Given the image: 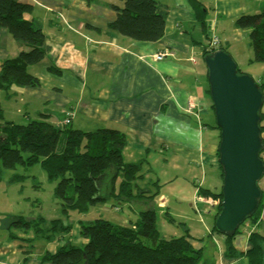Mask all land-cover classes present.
Listing matches in <instances>:
<instances>
[{
  "label": "crops",
  "instance_id": "1",
  "mask_svg": "<svg viewBox=\"0 0 264 264\" xmlns=\"http://www.w3.org/2000/svg\"><path fill=\"white\" fill-rule=\"evenodd\" d=\"M20 1L34 4L29 18L42 29L49 51L41 62L29 65L41 85H13L9 97L0 90V99L18 122L45 118L61 127L68 117V124L74 128H117L126 137L125 162L142 160L143 177L144 168L151 166L152 155L158 157L164 170L165 164H170L167 179L157 175L156 180L168 188L176 182L181 168L188 170L194 178L193 202L209 205V199L198 193V186L218 190L219 132L215 133L211 124L203 120L209 112L210 99L205 91L208 80L202 49L214 34L219 38L218 45L227 46L237 66L259 82L257 77L264 75V65L252 61L250 40L245 31L234 26V21L240 15L259 12L264 0H195L196 5L191 0H158L167 6L168 15L165 32L156 41L134 40L109 28L108 23L116 17L114 5L122 6L123 0ZM26 47L0 28V64ZM158 52H165L160 60L155 58ZM49 66L61 72L52 71ZM189 98L194 102L190 110ZM5 113L1 108L2 118ZM261 134L264 138V131ZM138 186L146 188L142 183ZM158 191L151 204L165 207L164 213H169L168 197ZM122 201L130 209L135 202L139 204L133 221L150 206L143 197ZM17 216L31 219L39 215L33 210L28 216H8L7 221L0 222V264H51L44 260L45 253L54 252L65 243L80 247L86 242L79 234L80 219L72 221L71 216L63 222L73 225L74 234L69 231L57 239L28 241L26 238L33 236L31 230L19 229L16 233L9 227L10 219ZM202 225L206 235L198 238L188 228L193 246L203 248L201 264H248L246 257L225 256L224 236L211 233L205 222ZM261 225L262 220L260 225L244 224L232 241L234 248H250L249 234L253 230L264 234ZM11 231L19 238H11ZM77 254L74 248L73 258Z\"/></svg>",
  "mask_w": 264,
  "mask_h": 264
},
{
  "label": "trees",
  "instance_id": "2",
  "mask_svg": "<svg viewBox=\"0 0 264 264\" xmlns=\"http://www.w3.org/2000/svg\"><path fill=\"white\" fill-rule=\"evenodd\" d=\"M191 2L198 4L195 0ZM33 8L34 4L27 1L0 0V28H5L14 40L27 46L14 56L5 58L0 64V90L7 97L11 96L10 88L13 85H41L40 78L32 74L28 66L41 62L49 51V45L45 42L42 29L35 26L28 17ZM114 9L116 17L108 26L117 33L142 41H156L163 36L168 8L158 0H123L122 6L114 5ZM234 26L245 31L249 38L253 49L252 61L264 65V6L257 13L238 16ZM217 48L227 51L226 45H204L202 58ZM237 68L239 72H243L238 66ZM49 69L61 72L55 66H49ZM258 84L264 95V83L259 81ZM205 91L213 109L208 84ZM211 126L218 129L220 140V128L216 124ZM260 128L262 133V108ZM125 146V133L117 128L106 126L83 130L70 124L57 127L45 118L26 122L0 121V179L5 169H15L19 165L30 166L38 162L47 177L57 181L53 193L59 200L60 209L59 216L48 221L43 216L31 219L14 217L10 219L9 227L31 230L33 236L26 238L28 241L35 238L57 239L71 231L73 225L64 224L63 220L69 219L73 211L87 212L89 205L105 202L111 195L121 201H134L143 197L147 203L150 202V206L140 211L139 217L129 225L116 224L103 217L80 219L79 234L86 242L80 247L65 243L54 252L45 253L44 260L51 264H175L176 261L180 264H201L203 248L192 245V237L184 222H179L185 228L182 235L159 237L155 211L151 207V202L159 191L151 193L148 188L138 186L135 180L143 177V161L125 162ZM263 151L264 149L260 152L262 159ZM218 157L217 150L216 164L222 183L223 174ZM21 176L14 174L11 180ZM106 176L109 179H105ZM117 177L120 180L115 188L114 180ZM221 187L222 184L219 190H213L198 186L199 194L215 198L217 202L210 232L224 236L225 256H243L248 264H262L264 234L259 230L250 232L251 247L245 251L236 250L232 243L234 237L240 233L239 227L232 235L221 234L216 230L214 219L221 208ZM261 191L257 209L245 219L255 225L261 224L264 208V191ZM165 214L168 220L173 221L171 214ZM10 237L18 236L11 231ZM145 238L151 239L152 244H146ZM74 248L78 252L75 258Z\"/></svg>",
  "mask_w": 264,
  "mask_h": 264
},
{
  "label": "rangeland",
  "instance_id": "3",
  "mask_svg": "<svg viewBox=\"0 0 264 264\" xmlns=\"http://www.w3.org/2000/svg\"><path fill=\"white\" fill-rule=\"evenodd\" d=\"M200 62L202 63L201 58ZM29 69L30 66H28V70ZM257 79L264 83L263 74L258 76ZM1 108H4L6 113L4 114L5 118L0 116V121H4L5 119H14V121L18 122L15 116L9 111L10 107L5 103V101L0 99V109ZM262 112H264V103L262 106ZM203 120L206 123L215 125L216 119L214 115V109L210 107L209 112L205 113ZM212 129L215 130V133L218 132L217 128L213 127ZM212 129H209V131ZM217 141L219 144V138ZM262 157L264 160V151L262 153ZM152 158L151 166L147 169L144 168L143 170L145 176L143 178H137L135 182L139 185H141V183L145 185L151 193H154L160 189V192H165L168 197L167 205L170 206L169 213L173 217V221L167 219V215L164 213L165 207L161 208L156 203H153V206H151L155 211L156 226L159 237L168 238L171 236L174 237L182 235L185 231V228L183 227V224L179 222H184L194 237L198 238L205 236L206 234H203L204 227L202 223L205 222L207 226H210L211 228L213 216L216 212V209L213 208V205H216L217 208V202L213 201L215 198H212L211 200L210 197H206L209 199V205L211 206L206 203L193 202L191 193H193L194 186L191 184V181L194 178L189 176L191 175V172L182 168L178 171L179 177L177 178L176 182L170 184L169 188L166 184H157L155 182L158 178L157 175L162 177L161 179H167L166 177L169 175L171 165L166 163L164 170L162 162L157 160L158 157H154L152 155ZM151 168L153 171H151ZM206 171L207 175L209 176V170L207 168ZM14 174L22 176L11 180V177H13ZM119 180V177L114 180L115 188H117ZM56 182L57 181L55 179H49L47 177V173L38 162H35L30 166L19 165L15 169H5L0 179V222L7 221L9 217L16 215L28 216L30 215V211L33 212V210L39 216H43L45 219H47V221L59 216V200L53 193V188ZM196 183L198 182L196 181ZM220 185L221 181L218 179V190L220 189ZM258 185L264 190V175L259 179ZM171 188H173L172 191ZM148 204H150V202H148ZM138 208L139 204L137 202L134 203V208L130 209L124 201L120 202V200H117L114 195H111L110 197L108 196L105 202L89 205L88 211L84 212L85 214H80L77 211H73L71 213V220L73 221L82 218L93 219L96 217H103L116 224L128 225L135 219L136 214L134 211ZM261 220L262 225L260 229L264 231V209ZM248 222L249 221L247 220L240 224L239 229L243 230L244 224H247ZM19 229L21 228H11V230L16 233H19ZM70 232L71 234H74V229H72ZM203 239L206 241L205 237H203ZM144 242L146 244H152V240L149 238H145ZM178 263L180 264L179 261L175 262V264Z\"/></svg>",
  "mask_w": 264,
  "mask_h": 264
},
{
  "label": "water",
  "instance_id": "4",
  "mask_svg": "<svg viewBox=\"0 0 264 264\" xmlns=\"http://www.w3.org/2000/svg\"><path fill=\"white\" fill-rule=\"evenodd\" d=\"M207 68L210 98L216 125L220 128L217 146L222 168L221 208L214 219L216 230L232 235L257 209L264 174L261 134L263 91L257 80L239 72L232 56L217 48L203 57ZM264 264V243L262 246Z\"/></svg>",
  "mask_w": 264,
  "mask_h": 264
},
{
  "label": "built area",
  "instance_id": "5",
  "mask_svg": "<svg viewBox=\"0 0 264 264\" xmlns=\"http://www.w3.org/2000/svg\"><path fill=\"white\" fill-rule=\"evenodd\" d=\"M219 43V38L217 36H215L214 34H211L209 37V42L208 45L209 46H216ZM165 55V52H158L155 54V58L160 60L163 58V56ZM188 106H189V110L192 109L194 107V102L192 100V98L188 99ZM70 122V118H65L63 120V124H68ZM202 201H204L205 199L200 198Z\"/></svg>",
  "mask_w": 264,
  "mask_h": 264
},
{
  "label": "bare ground",
  "instance_id": "6",
  "mask_svg": "<svg viewBox=\"0 0 264 264\" xmlns=\"http://www.w3.org/2000/svg\"><path fill=\"white\" fill-rule=\"evenodd\" d=\"M219 45L217 44L215 47H218ZM228 52V51H227ZM229 53V52H228Z\"/></svg>",
  "mask_w": 264,
  "mask_h": 264
}]
</instances>
